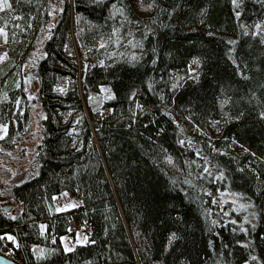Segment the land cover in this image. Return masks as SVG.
<instances>
[{
  "label": "trees",
  "instance_id": "obj_1",
  "mask_svg": "<svg viewBox=\"0 0 264 264\" xmlns=\"http://www.w3.org/2000/svg\"><path fill=\"white\" fill-rule=\"evenodd\" d=\"M11 2L7 149L31 128L24 76L52 27L31 72L37 171L11 190L18 215L0 204V246L25 264H264V0H58L54 24L53 0ZM76 189L82 204L56 212L54 196ZM84 215L88 242L67 252Z\"/></svg>",
  "mask_w": 264,
  "mask_h": 264
},
{
  "label": "rangeland",
  "instance_id": "obj_2",
  "mask_svg": "<svg viewBox=\"0 0 264 264\" xmlns=\"http://www.w3.org/2000/svg\"><path fill=\"white\" fill-rule=\"evenodd\" d=\"M54 5L57 3L56 9L53 13L52 24L55 23L57 19L58 12L60 10V4L58 0H53ZM9 17H15V14L12 15L15 10H6ZM5 12V11H3ZM0 12V15L3 14ZM51 22L49 24L48 30L44 33V36L39 40L37 46L31 53V58L29 61V70L25 73L27 75L24 76V79L30 76L32 78V68L38 62L39 59L42 58L44 52V40L49 36V31H51ZM264 31V26H263ZM71 34H72V42L74 49L76 50V59L75 61L78 63L79 68H81L82 57L77 45V39L74 29V22H72L71 26ZM7 58V45L5 40V33L0 34V64H2ZM194 67L195 65L192 64ZM191 66L190 71L194 72L195 68ZM27 84V82H26ZM29 86V85H28ZM30 88L33 92H31L32 97V122L30 130L22 135L21 140L17 142V145L13 149H7L0 143V204L6 206L10 211L11 216L15 217L21 211V205L16 203L15 201L10 199V193L12 188L15 185L21 184L25 182L31 173L36 172L37 169L34 166V158L38 145L42 141V122L45 118V114L41 108L40 102L38 98H36V83L35 80L32 81ZM7 134V126L0 124V141ZM77 190V189H76ZM236 199L225 197L222 204H231L233 209H239L235 206ZM53 203L55 205V210L58 213H66L69 212L82 204L81 197H74L68 192H62L54 196ZM74 205V206H73ZM42 228L45 229V224L42 225ZM70 233V232H69ZM85 237L87 240H85ZM62 244L64 246L65 251L71 252L77 246L84 245L88 242L87 235L81 231L77 234H69L64 236L62 239ZM6 242H3V246L0 248H4ZM10 245V244H8ZM13 246L14 245H10Z\"/></svg>",
  "mask_w": 264,
  "mask_h": 264
},
{
  "label": "built area",
  "instance_id": "obj_3",
  "mask_svg": "<svg viewBox=\"0 0 264 264\" xmlns=\"http://www.w3.org/2000/svg\"><path fill=\"white\" fill-rule=\"evenodd\" d=\"M72 196L79 197L80 191L75 190ZM68 228L70 233H78L81 231H83L86 234L91 233V223L89 222L86 216H84L82 220H75V219L69 220ZM0 254L4 255L6 258L10 260L15 261L18 264H25L23 254L20 251L16 250L13 246L5 245L4 248L2 249L0 248Z\"/></svg>",
  "mask_w": 264,
  "mask_h": 264
},
{
  "label": "snow or ice",
  "instance_id": "obj_4",
  "mask_svg": "<svg viewBox=\"0 0 264 264\" xmlns=\"http://www.w3.org/2000/svg\"><path fill=\"white\" fill-rule=\"evenodd\" d=\"M232 2H233L234 5H237V0H232ZM12 9H13V4H12L11 0H0V12L6 11V10H12ZM61 11H63V9H61ZM236 15L239 16L240 13L237 12ZM256 27L259 28L260 25H257ZM3 33H5V29L4 28H0V34H3ZM261 116L264 117V113H261ZM181 143H183V142L181 141ZM168 159L171 160V157H168ZM172 236H173V238H175L176 234L173 233ZM8 238L9 239H14L11 236H9ZM85 240H87L86 237H85Z\"/></svg>",
  "mask_w": 264,
  "mask_h": 264
},
{
  "label": "water",
  "instance_id": "obj_5",
  "mask_svg": "<svg viewBox=\"0 0 264 264\" xmlns=\"http://www.w3.org/2000/svg\"><path fill=\"white\" fill-rule=\"evenodd\" d=\"M32 76V75H31ZM33 76L32 78L30 76H28L27 78H25V81L27 82V84L30 86L32 81H33ZM2 209L5 213H10V211L8 210V208H6V206H2ZM0 264H18L15 261H12L10 259H7L6 257L0 255Z\"/></svg>",
  "mask_w": 264,
  "mask_h": 264
},
{
  "label": "crops",
  "instance_id": "obj_6",
  "mask_svg": "<svg viewBox=\"0 0 264 264\" xmlns=\"http://www.w3.org/2000/svg\"><path fill=\"white\" fill-rule=\"evenodd\" d=\"M55 206V205H54ZM56 211V210H55ZM57 212V211H56Z\"/></svg>",
  "mask_w": 264,
  "mask_h": 264
}]
</instances>
